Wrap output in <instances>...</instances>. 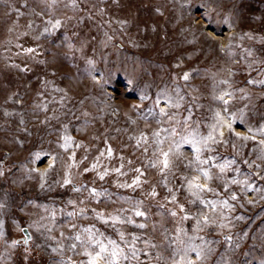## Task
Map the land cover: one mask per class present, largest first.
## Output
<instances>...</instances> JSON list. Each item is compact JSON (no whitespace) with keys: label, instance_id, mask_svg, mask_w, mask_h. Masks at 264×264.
<instances>
[{"label":"rangeland","instance_id":"rangeland-1","mask_svg":"<svg viewBox=\"0 0 264 264\" xmlns=\"http://www.w3.org/2000/svg\"><path fill=\"white\" fill-rule=\"evenodd\" d=\"M91 259L264 264V0H0V264Z\"/></svg>","mask_w":264,"mask_h":264},{"label":"snow or ice","instance_id":"snow-or-ice-1","mask_svg":"<svg viewBox=\"0 0 264 264\" xmlns=\"http://www.w3.org/2000/svg\"><path fill=\"white\" fill-rule=\"evenodd\" d=\"M58 24H59V22H57V25ZM185 79H187V76H185ZM225 103H227V101H225ZM227 126L230 128L231 127V124L229 123ZM209 139H211V136L209 137ZM243 139H248V137L245 136V137H243ZM196 151L199 152V149L197 148ZM167 155H168L167 153H164V156H165V160L163 161L164 167H168ZM197 158H199V157H197ZM221 170L223 171V167L221 168ZM137 171H139V169H137ZM205 178H208V174L207 173H205ZM101 179H103V177H101ZM68 182L69 181L66 179L65 180V183H68ZM189 186H190V188L191 187H195L197 189H201V188L207 189V186L206 185H200V184L193 185V183L191 181L189 182ZM207 190H210V189H207ZM193 194L195 195V193H193ZM152 195H155V192H153ZM173 199H175V197H173ZM233 199H235L234 196H233ZM142 214L143 213H141V212H137L136 213V215H142ZM204 219H205V222H207V217H205ZM141 227H143V225H141ZM77 239H79V237H77ZM110 243H112V242H110ZM105 251H106V248L103 245H100V251L96 255L97 256H100ZM88 255H91V254L89 253ZM111 255L113 257H115L117 255V252L115 250H113V252L111 253ZM197 257L198 258L200 257V253L199 252H197ZM89 264H95V259H91L89 261ZM109 264H112V262L110 261ZM188 264H192V261H189Z\"/></svg>","mask_w":264,"mask_h":264},{"label":"water","instance_id":"water-1","mask_svg":"<svg viewBox=\"0 0 264 264\" xmlns=\"http://www.w3.org/2000/svg\"><path fill=\"white\" fill-rule=\"evenodd\" d=\"M22 233L24 236L21 238V240L23 241L24 244H27L28 239L30 238V234H29L28 229L26 227H23Z\"/></svg>","mask_w":264,"mask_h":264}]
</instances>
